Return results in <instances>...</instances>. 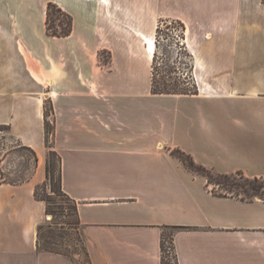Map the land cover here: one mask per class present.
I'll return each instance as SVG.
<instances>
[{
  "label": "crops",
  "instance_id": "crops-1",
  "mask_svg": "<svg viewBox=\"0 0 264 264\" xmlns=\"http://www.w3.org/2000/svg\"><path fill=\"white\" fill-rule=\"evenodd\" d=\"M50 3L70 36L49 35ZM161 20L186 27L196 95L152 92ZM48 101L91 264H163L168 232L179 264H264V201L218 194L172 154L264 179V0H0V131L18 145L0 162L35 153L27 178L0 166V264H75L37 245Z\"/></svg>",
  "mask_w": 264,
  "mask_h": 264
},
{
  "label": "trees",
  "instance_id": "trees-1",
  "mask_svg": "<svg viewBox=\"0 0 264 264\" xmlns=\"http://www.w3.org/2000/svg\"><path fill=\"white\" fill-rule=\"evenodd\" d=\"M57 15L58 25L61 28V32H53L49 27V22L52 17ZM49 23V24H48ZM48 31L49 35L55 37H68L72 33L73 21L72 17L65 13L56 4L50 3L48 6ZM170 24H173L174 28L179 26L182 28V33L177 35V38H170V34L165 31L172 28ZM165 26L166 30H165ZM172 31V30H171ZM164 36L166 40H174L170 47H176L178 52V59L185 58L189 60L188 66L189 73L180 75L178 70L179 66H170L171 59H168L164 63V58L160 57L158 48L161 37ZM186 39V27L183 23L179 21H167L161 20L157 27L156 32V48L152 60V92L153 94H173V95H196L198 94L197 87L192 83L193 81V64L192 55L189 52L184 40ZM163 60L162 63L166 65L162 69V65L159 62ZM174 65L178 62L174 61ZM164 70V71H163ZM191 72V74H190ZM176 76H175V75ZM163 76V81L159 80V76ZM186 76V77H185ZM170 82H167L168 79ZM184 79V83L180 82ZM46 110V145L49 150L48 160H47V179L46 181L37 186L35 190V197L38 201H41L46 206V214L51 217L50 220H46L38 227V249L45 252H51L60 254L70 258L69 252L62 249L63 243L66 238H72L76 240V245L73 251L79 255V252H83L86 263L91 264L89 254L83 239L81 229L82 223L79 217L78 203L72 199L64 190L62 185V167H61V157L54 147V136H55V124L53 121L49 120L53 114V106L51 102H47L45 106ZM49 118V119H48ZM23 150H27L35 155V153L27 148L22 147ZM173 155L177 156L191 171L202 174L208 180V183L213 186L224 187V189L232 192H243L248 198L242 199H256L259 198L264 201V179L263 178H249L243 173L236 174H217L212 170H209L203 166L195 163L193 158L180 151L175 150L172 152ZM1 166V162H0ZM4 173L1 169V178ZM223 196H234L233 194L221 193ZM168 244V246H167ZM174 237L172 233L163 234L162 240V263L172 264L167 257L171 252H174ZM71 252V251H70ZM168 255V256H167ZM71 259V258H70ZM72 260V259H71ZM74 262V260H72ZM75 263V262H74ZM76 264V263H75ZM175 264H179L175 255Z\"/></svg>",
  "mask_w": 264,
  "mask_h": 264
},
{
  "label": "rangeland",
  "instance_id": "rangeland-1",
  "mask_svg": "<svg viewBox=\"0 0 264 264\" xmlns=\"http://www.w3.org/2000/svg\"><path fill=\"white\" fill-rule=\"evenodd\" d=\"M49 23H48L49 27L53 30V32H57V33L61 32V28L58 25L59 22L57 20V15H54ZM48 24H47V30H48ZM170 26L172 28L171 29L169 28L168 29L169 31H165V32H167V34L168 33L170 34V38L175 39V38H177V35H180L182 33V28L179 26L174 28L173 26H175V25H173V24H170ZM166 27L167 26L164 27L165 30H166ZM48 33H49V31H48ZM155 40H156V38H155ZM172 42H175V41L174 40H170V41L166 40L164 36L161 37L160 43H159V48H158L160 57H163L165 59L164 63L166 60L171 59L170 66H173V67L179 66L180 69L178 70V72L180 73V75L188 74L189 70H188V66H186V64L189 63V60H187L185 58L178 59V57H177L178 52L176 51V47H170ZM186 47H187V44H186ZM156 51H157V48H156ZM101 60L104 62H108L109 56L106 53H103L101 55ZM174 61H177L178 64L174 65L173 64ZM159 62L162 65V69H164L166 67V65L164 63H162L163 60H160ZM192 64H193V62H192ZM190 74H191V72H190ZM163 78H164L163 76H161V75L159 76L160 81H163ZM166 79H168V78H166ZM167 82L171 83L172 81H170V79H168ZM180 82L184 83V79L182 78V80ZM192 83H194V85L196 86L195 81H194V75H193ZM0 145L2 147V151L0 154L2 157L1 162H3V160L5 159V155H6L7 151H9L12 148L18 147L17 143L13 140V138L5 130L0 131ZM9 154L11 155L9 162H10V164L14 165L15 168L11 169L10 171H6L8 164L1 163V169L3 171H5L4 176L7 177L8 179H11V180H20L21 178H27V176L31 173V167H32L31 165H32V160L34 158V155L27 150H23V149H19V148L9 152ZM212 189L215 190L218 194L228 193V194H233L235 197L248 198V196L244 195V193L241 191L232 192V191H228V190L224 189V187H218V186H212ZM48 218L50 219L51 217H48ZM64 241L65 242L63 243L62 249L66 252L67 251L69 252L68 254H70V258L72 260H74V262L76 264H87L83 252L80 251L79 253L81 255H79L73 251V249L77 243L76 240L74 239V237H72V238L68 237ZM167 246H168V244H167ZM167 260H169L172 264H175V254L173 251L171 252V254H169V257H167Z\"/></svg>",
  "mask_w": 264,
  "mask_h": 264
},
{
  "label": "bare ground",
  "instance_id": "bare-ground-1",
  "mask_svg": "<svg viewBox=\"0 0 264 264\" xmlns=\"http://www.w3.org/2000/svg\"><path fill=\"white\" fill-rule=\"evenodd\" d=\"M151 44H152L151 47H155V49H156V45L154 43H151Z\"/></svg>",
  "mask_w": 264,
  "mask_h": 264
},
{
  "label": "built area",
  "instance_id": "built-area-1",
  "mask_svg": "<svg viewBox=\"0 0 264 264\" xmlns=\"http://www.w3.org/2000/svg\"><path fill=\"white\" fill-rule=\"evenodd\" d=\"M184 43L186 44V39L184 40Z\"/></svg>",
  "mask_w": 264,
  "mask_h": 264
}]
</instances>
